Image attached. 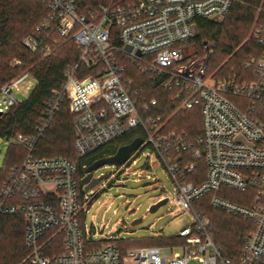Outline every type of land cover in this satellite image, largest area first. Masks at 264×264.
<instances>
[{
	"label": "built area",
	"instance_id": "built-area-1",
	"mask_svg": "<svg viewBox=\"0 0 264 264\" xmlns=\"http://www.w3.org/2000/svg\"><path fill=\"white\" fill-rule=\"evenodd\" d=\"M43 1L49 14L37 32L53 30L61 38L71 39L81 51L78 62L67 69L65 84L78 159L118 141L130 129L144 130L141 146L127 162L134 164L146 149L156 155L176 185L175 203L192 223L179 233L184 240L180 244L123 249L119 242L126 240L117 237L106 239L115 242L94 247L98 229L94 223L87 226V214L95 192L82 185L86 173L81 174L78 160L36 156V145L60 107V100L52 101L46 105L36 134L14 133L6 138L9 146L27 150L26 159L0 185V214L22 215L25 221L29 250L25 261L264 264V51L259 59L246 62L249 74L241 81L237 75L219 80L207 74L214 51L211 44L205 43L203 58L197 51L187 56L184 49V43L196 34L198 18L220 22L236 0H143L88 9L81 0ZM254 37L264 46L263 27L254 30ZM38 40L28 37L24 44L35 52ZM130 63L161 79L162 87L174 93L172 100L178 109L200 108L203 131L201 150L195 156L207 165L205 181L187 182L196 163L172 158L175 150L187 149L183 136L148 130H155L161 121V116L150 114L159 102L142 101L144 88H134L127 79ZM83 66L98 76L80 78ZM18 81L2 88L1 115L19 104L13 91ZM206 196L214 209L249 225L237 261L224 258L214 240L211 220L203 212Z\"/></svg>",
	"mask_w": 264,
	"mask_h": 264
},
{
	"label": "trees",
	"instance_id": "trees-1",
	"mask_svg": "<svg viewBox=\"0 0 264 264\" xmlns=\"http://www.w3.org/2000/svg\"><path fill=\"white\" fill-rule=\"evenodd\" d=\"M143 0H81L84 9L110 5L114 2L136 4ZM49 10L43 0H0V94L5 85L20 77H30L36 81L26 101L10 109L0 117V139L12 134L31 136L43 119L46 105L60 100V107L51 121L45 135L36 145L38 157H64L78 160L80 172L95 161L107 158L124 145L138 137L144 138L142 129H130L118 141L106 145L82 159H78L75 149L76 128L73 115L69 112V99L65 91L66 72L69 66L76 64L81 51L71 39L61 38L55 31L37 28L47 21ZM196 34L184 45L192 43L197 56L204 55L205 43L212 42L214 51L207 66V74H214L219 80L230 75L246 80L249 71L246 62L259 59L264 46L254 37L256 28H264V0H236L221 22L198 18ZM28 37L38 38L39 48L32 52L24 44ZM19 62V63H18ZM80 78L97 77L89 68L83 66ZM251 74V72H250ZM253 78V75L252 77ZM127 79L133 81L134 88L141 92L143 102L157 99L159 105L150 113L155 118L161 116L157 128L148 130L153 134H177L183 136L186 150H175L173 160H185L196 163V169L186 177L187 182L200 184L207 177V165L204 159H197L196 152L201 150L199 139L203 125L199 107L178 109L172 100L173 92L166 91L161 79L145 74L134 64L128 65ZM27 157L23 147L11 145L0 170V185L9 178L13 169ZM86 166V168H83ZM203 199V212L211 220L213 236L226 259L237 261L242 249L244 237L248 233V223L233 215L214 209ZM115 240H104L94 245L102 247ZM183 243L177 237L151 238L141 241H121L123 249L143 246H162L166 243ZM29 250L25 245V221L22 215L0 214V264H30L26 262Z\"/></svg>",
	"mask_w": 264,
	"mask_h": 264
},
{
	"label": "rangeland",
	"instance_id": "rangeland-1",
	"mask_svg": "<svg viewBox=\"0 0 264 264\" xmlns=\"http://www.w3.org/2000/svg\"><path fill=\"white\" fill-rule=\"evenodd\" d=\"M209 44L214 48L212 42ZM184 49L187 56L196 51L192 43L184 45ZM204 56L205 50L204 55L199 57ZM209 76L216 78L213 73ZM17 80V87L13 91L19 101H26L36 81L27 76L14 81ZM8 151L7 139H0V170ZM121 166L104 165L94 173L95 178L106 175L92 189L95 196L87 214V226L91 228L94 223L98 229L95 236L97 242L117 237L126 241L170 238L178 236L181 230L191 225V217L174 201L175 183L159 158L149 149L140 152L134 164L129 161ZM111 174L114 177L109 179ZM163 199L169 200L151 212V207ZM138 220L140 222L134 224Z\"/></svg>",
	"mask_w": 264,
	"mask_h": 264
},
{
	"label": "water",
	"instance_id": "water-1",
	"mask_svg": "<svg viewBox=\"0 0 264 264\" xmlns=\"http://www.w3.org/2000/svg\"><path fill=\"white\" fill-rule=\"evenodd\" d=\"M126 50L130 51V47H126ZM138 55L140 56L141 53L138 52ZM2 115L0 114V117ZM143 142V139L141 137L136 138L133 140L130 144L121 146L114 155L102 158L97 161H95L91 166H89L85 173L86 176L82 179V185L86 186V191L92 190L97 184L101 182L102 179L106 177V175H103L99 178L94 177V173L97 169L103 167L104 165H123L125 164L130 156L135 153L139 147L141 146ZM168 202V199L160 200L157 204L151 207L150 211L155 212L158 210L159 207L165 205ZM140 222V220L136 221L134 224Z\"/></svg>",
	"mask_w": 264,
	"mask_h": 264
}]
</instances>
